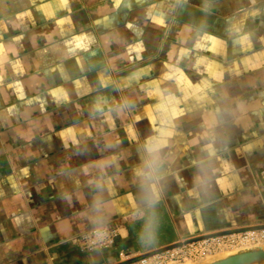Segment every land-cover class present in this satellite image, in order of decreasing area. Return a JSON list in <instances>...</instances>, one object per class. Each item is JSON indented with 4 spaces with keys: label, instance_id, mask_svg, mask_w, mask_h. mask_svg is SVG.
<instances>
[{
    "label": "crops",
    "instance_id": "crops-1",
    "mask_svg": "<svg viewBox=\"0 0 264 264\" xmlns=\"http://www.w3.org/2000/svg\"><path fill=\"white\" fill-rule=\"evenodd\" d=\"M99 227L114 244L77 242ZM245 231H264V0H0V264Z\"/></svg>",
    "mask_w": 264,
    "mask_h": 264
},
{
    "label": "built area",
    "instance_id": "built-area-1",
    "mask_svg": "<svg viewBox=\"0 0 264 264\" xmlns=\"http://www.w3.org/2000/svg\"><path fill=\"white\" fill-rule=\"evenodd\" d=\"M256 232L258 231H245L238 234H233L226 237H214L202 240L198 243L189 244L184 247L177 248L178 250H183V248H187L188 252H186L185 255L190 257H196L201 258L204 255L209 256L216 254L223 249L227 247H233L236 245L243 244L244 242H256L258 240L256 236ZM116 234L114 231H111L108 227H99L95 230L89 231L83 235H81L78 238V243L82 244L83 246L87 248L92 247H108L112 244H114ZM198 244V246H197ZM196 245V248L189 249V247H193ZM200 246V247H199ZM176 249L167 251L165 253L156 254L152 257H148L145 259H141L139 261V264H173L176 261L174 259L178 260L180 255L178 252H176ZM167 253H170V255H166ZM170 256L169 258H167ZM157 260L156 263H153V261ZM169 260V261H168Z\"/></svg>",
    "mask_w": 264,
    "mask_h": 264
},
{
    "label": "water",
    "instance_id": "water-1",
    "mask_svg": "<svg viewBox=\"0 0 264 264\" xmlns=\"http://www.w3.org/2000/svg\"><path fill=\"white\" fill-rule=\"evenodd\" d=\"M215 236L216 235H209L202 238L189 240L186 242L175 243L173 245H169L167 247L158 249L157 251H154L152 253H148L147 255L142 256L141 259L152 257L156 254L165 253L167 251L180 248L185 244L201 241L203 239L213 238ZM137 260H139V258ZM256 260H264V248H262V246L259 245L245 247V248L242 247L236 250L219 252L213 255H209L205 257V259H203L201 263L198 264H249Z\"/></svg>",
    "mask_w": 264,
    "mask_h": 264
},
{
    "label": "rangeland",
    "instance_id": "rangeland-1",
    "mask_svg": "<svg viewBox=\"0 0 264 264\" xmlns=\"http://www.w3.org/2000/svg\"><path fill=\"white\" fill-rule=\"evenodd\" d=\"M256 236L258 238V240L254 243V242H251V243H247V244H240V245H236V246H233V247H227L225 249H223L222 251L220 252H226V251H231V250H236V249H239V248H242L244 246L245 247H251V246H255V245H263L264 246V231H258L256 232ZM198 246V244H197ZM200 247V246H199ZM196 248V245H194L193 247H189V249H194ZM180 255L179 259L176 260L174 259V261H176L175 263L173 264H185V263H192V264H198V263H201L203 261V259H205V257L207 256H203V257H199V258H196V257H190V256H187L185 255L186 252H188V249L186 248H183V250H178L176 249ZM219 253V252H218ZM166 255H170V253H167ZM170 256H168L167 258H169ZM169 261V260H168ZM157 260L153 261V263H156ZM137 264V263H136ZM141 264V263H140Z\"/></svg>",
    "mask_w": 264,
    "mask_h": 264
},
{
    "label": "bare ground",
    "instance_id": "bare-ground-1",
    "mask_svg": "<svg viewBox=\"0 0 264 264\" xmlns=\"http://www.w3.org/2000/svg\"><path fill=\"white\" fill-rule=\"evenodd\" d=\"M248 242H244L243 244H247ZM260 246H262V248H264V246L263 245H260ZM244 247V246H243ZM185 264H187V263H185ZM189 264V263H188ZM249 264H264V260H256V261H254V262H251V263H249Z\"/></svg>",
    "mask_w": 264,
    "mask_h": 264
}]
</instances>
